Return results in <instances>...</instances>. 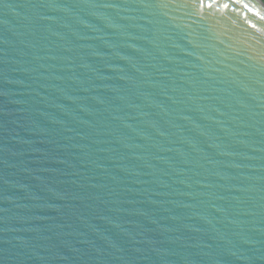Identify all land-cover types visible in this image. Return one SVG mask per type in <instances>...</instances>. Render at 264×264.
I'll use <instances>...</instances> for the list:
<instances>
[{
  "label": "water",
  "instance_id": "1",
  "mask_svg": "<svg viewBox=\"0 0 264 264\" xmlns=\"http://www.w3.org/2000/svg\"><path fill=\"white\" fill-rule=\"evenodd\" d=\"M0 264H264V2L0 0Z\"/></svg>",
  "mask_w": 264,
  "mask_h": 264
},
{
  "label": "trees",
  "instance_id": "2",
  "mask_svg": "<svg viewBox=\"0 0 264 264\" xmlns=\"http://www.w3.org/2000/svg\"><path fill=\"white\" fill-rule=\"evenodd\" d=\"M264 2V0H262Z\"/></svg>",
  "mask_w": 264,
  "mask_h": 264
}]
</instances>
